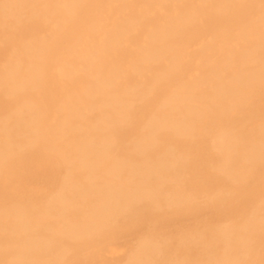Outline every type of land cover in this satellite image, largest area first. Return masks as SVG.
<instances>
[{
    "label": "rangeland",
    "instance_id": "obj_1",
    "mask_svg": "<svg viewBox=\"0 0 264 264\" xmlns=\"http://www.w3.org/2000/svg\"><path fill=\"white\" fill-rule=\"evenodd\" d=\"M4 1L0 264H264V0Z\"/></svg>",
    "mask_w": 264,
    "mask_h": 264
},
{
    "label": "bare ground",
    "instance_id": "obj_2",
    "mask_svg": "<svg viewBox=\"0 0 264 264\" xmlns=\"http://www.w3.org/2000/svg\"><path fill=\"white\" fill-rule=\"evenodd\" d=\"M199 1V0H198ZM2 5H4V7L6 8V7H9V5H10V0H6V1H4V3L2 2ZM160 28V27H159ZM204 39V38H203ZM200 60V59H199ZM12 78V76H11V74H8V79H11ZM8 84H10L9 82H7ZM13 84H16V81H13L12 80V84L11 85H13ZM19 137V136H18ZM17 137V138H18ZM9 139V138H8ZM10 142V141H9ZM61 161V160H60ZM228 175V174H227ZM61 203H62V205H65V203H67L66 202V199H64V200H61ZM67 210H68V208H67ZM58 214H59V212H58ZM53 216H54V214H53ZM217 231V230H216ZM26 264V263H25Z\"/></svg>",
    "mask_w": 264,
    "mask_h": 264
}]
</instances>
